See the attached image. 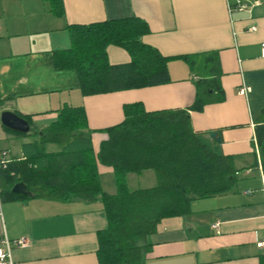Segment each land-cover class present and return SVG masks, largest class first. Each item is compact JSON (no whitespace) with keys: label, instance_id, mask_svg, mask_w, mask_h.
Wrapping results in <instances>:
<instances>
[{"label":"crops","instance_id":"obj_1","mask_svg":"<svg viewBox=\"0 0 264 264\" xmlns=\"http://www.w3.org/2000/svg\"><path fill=\"white\" fill-rule=\"evenodd\" d=\"M62 1L58 15L45 0H0V112L27 115L33 130L56 120L58 107L82 105L97 151L104 128L123 119V105L187 107L196 99V83L214 80L203 107L189 109L191 125L214 151L231 156L235 180L228 190L192 199L188 212L162 217L147 237L144 264H264V248L256 244L264 240V172L256 135V126L264 124V0H242V9L235 0ZM134 16L148 25L142 42L170 57V80L83 95L77 72L55 66L54 52L70 46L67 26ZM106 52L110 63L130 60L120 46L110 44ZM181 55H192V63ZM14 131L0 120V151L10 159L22 158L23 143L34 138ZM97 168L102 188L115 192L112 166L98 162ZM149 169L128 172V188L154 185ZM142 177L148 184L136 185ZM106 224L100 197L0 196V240L29 239L12 247L14 264H98L97 231Z\"/></svg>","mask_w":264,"mask_h":264},{"label":"trees","instance_id":"obj_2","mask_svg":"<svg viewBox=\"0 0 264 264\" xmlns=\"http://www.w3.org/2000/svg\"><path fill=\"white\" fill-rule=\"evenodd\" d=\"M45 1L52 12L63 13L62 0ZM67 28L70 46L54 52L55 66L77 72L83 95L170 80V57L142 42L141 36L149 29L141 18L69 24ZM110 44L124 48L130 60L110 63L106 52ZM180 57L192 63V55ZM214 87V80L200 79L196 99L187 107L147 110L141 103L123 105V119L104 128L106 137L97 151L92 146L84 107H58V116L49 125L25 133L14 131L32 133L34 138L23 143L22 158L0 163V196L100 197L107 224L97 231L98 264H144L147 237L162 217L188 212L192 199L228 190L235 180L231 156L214 151L191 125L189 109L202 108L209 89ZM256 135L262 146L260 162L264 172V124L256 126ZM48 142L57 143L59 148L47 150ZM98 162L112 166L115 192L102 188ZM147 168L154 170L156 183L128 188L126 174ZM17 181H24L31 193L13 192L11 187Z\"/></svg>","mask_w":264,"mask_h":264},{"label":"built area","instance_id":"obj_3","mask_svg":"<svg viewBox=\"0 0 264 264\" xmlns=\"http://www.w3.org/2000/svg\"><path fill=\"white\" fill-rule=\"evenodd\" d=\"M235 6L239 9L246 7V4L242 0H235ZM261 55L264 57V44L261 48ZM240 93H245V88L239 90ZM0 163L5 164L10 160V157L7 156L6 150L0 151ZM213 226L215 228L219 227V222H214ZM29 243V239L25 236L10 239L7 236H3L0 240V264H14L12 258V247L13 246H25ZM256 244L264 248V240H257Z\"/></svg>","mask_w":264,"mask_h":264},{"label":"water","instance_id":"obj_4","mask_svg":"<svg viewBox=\"0 0 264 264\" xmlns=\"http://www.w3.org/2000/svg\"><path fill=\"white\" fill-rule=\"evenodd\" d=\"M0 120L2 124H4L6 127L25 133L30 130V123L28 119L22 115H20L18 112L12 109H2L0 112ZM216 132H212L211 136H215ZM11 190L13 192L21 193L24 195H29L31 191L27 188L26 183L24 181H17L13 184L11 187Z\"/></svg>","mask_w":264,"mask_h":264},{"label":"rangeland","instance_id":"obj_5","mask_svg":"<svg viewBox=\"0 0 264 264\" xmlns=\"http://www.w3.org/2000/svg\"><path fill=\"white\" fill-rule=\"evenodd\" d=\"M28 137H30V135H28ZM56 146H58L56 143H51V142L46 143V148L47 149L55 148ZM149 172H153V170L152 169H149ZM136 183H139V184H136V185H147L148 184V182L145 180L144 177L140 178L139 182L136 181ZM103 184H104L105 188L108 189L107 184H105V182ZM131 185H133L132 182H131Z\"/></svg>","mask_w":264,"mask_h":264}]
</instances>
